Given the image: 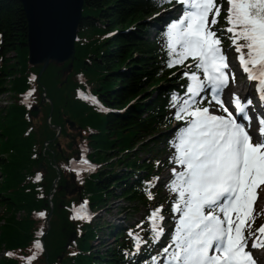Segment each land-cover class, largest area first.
Returning a JSON list of instances; mask_svg holds the SVG:
<instances>
[{"label": "trees", "instance_id": "trees-1", "mask_svg": "<svg viewBox=\"0 0 264 264\" xmlns=\"http://www.w3.org/2000/svg\"><path fill=\"white\" fill-rule=\"evenodd\" d=\"M84 2L72 69L51 64L38 80L42 66L29 63L22 5L0 0V98L13 96L12 103L0 104V253L8 252L0 264H153L159 241L152 213L165 203L170 216L176 213L178 194L160 182L164 165L171 164V123L184 124L175 118L179 105L172 97L187 99L189 79L182 74L192 62L169 67L167 31L149 37L146 20L168 2ZM27 97L40 108L37 119L29 117ZM82 144L98 164L92 174L75 169ZM82 198L96 210L123 199L130 216H141L137 224L111 227L103 219L76 221L72 209ZM159 224L163 229V220ZM105 227L115 245L94 252Z\"/></svg>", "mask_w": 264, "mask_h": 264}, {"label": "snow or ice", "instance_id": "snow-or-ice-1", "mask_svg": "<svg viewBox=\"0 0 264 264\" xmlns=\"http://www.w3.org/2000/svg\"><path fill=\"white\" fill-rule=\"evenodd\" d=\"M177 2L185 10L167 30L172 57L168 66L182 65L191 58L203 79L196 71L183 73L191 81L186 86L188 98L172 97L173 103L179 105L175 118L186 126L179 128L170 142L176 150L174 162L182 169L172 170L175 178L168 185L178 194L174 210L179 218L172 243L162 251L168 256L167 264H256L261 257L254 258L251 249L264 247V225L257 229L260 235L249 247V238L255 235L249 222H254L257 190L264 185V120L260 121L259 132L251 133L250 125L246 128L238 123L224 107L220 95L229 82V63L213 27L226 4V31L232 33L243 71L249 80L258 81V91L264 99V0ZM206 89L211 90L212 99L227 116L212 114L196 99ZM81 99L99 104L94 97L81 94ZM247 103L251 104V100ZM235 107L245 114L239 97ZM85 208L86 204L82 205L74 218H86ZM162 220L159 211L152 213L153 238L157 242L164 234L159 224ZM135 239L139 250L140 238ZM36 247L41 245L37 243ZM153 264H158L157 258H153Z\"/></svg>", "mask_w": 264, "mask_h": 264}, {"label": "water", "instance_id": "water-1", "mask_svg": "<svg viewBox=\"0 0 264 264\" xmlns=\"http://www.w3.org/2000/svg\"><path fill=\"white\" fill-rule=\"evenodd\" d=\"M27 21V47L29 63L42 66L39 79L51 64L73 67L76 40L83 18L84 0H18ZM32 104V102H31ZM39 109L34 106L30 117L37 118ZM71 128L75 126L68 121ZM59 134L61 127H58ZM52 214V212H51ZM75 233L71 238H75Z\"/></svg>", "mask_w": 264, "mask_h": 264}, {"label": "rangeland", "instance_id": "rangeland-1", "mask_svg": "<svg viewBox=\"0 0 264 264\" xmlns=\"http://www.w3.org/2000/svg\"><path fill=\"white\" fill-rule=\"evenodd\" d=\"M179 5L182 6V4L179 3ZM179 9H173V10H168L166 7H163L159 9L153 16L148 17V20L151 23V28H150V34L149 37L154 38L157 34V31L160 30V28L164 25L165 21L164 19L169 18L172 14H175L178 12ZM211 23V22H210ZM226 27V26H225ZM218 36H223L222 39H225L226 42L223 43V48L224 52H226L227 56L231 59L234 58V54H236V57H239V53L236 52L235 47L232 45V42L230 39H228V33L226 31V28L224 29H218L216 30ZM247 51V50H246ZM12 57V55H11ZM233 61L229 63V79L231 78V73L230 70L233 68ZM13 101V96L10 94H5L2 95L0 98V104L6 105L7 103H12ZM39 109V115H40V108ZM211 111V110H210ZM222 111V110H218ZM38 115V117H39ZM37 117V118H38ZM33 118V119H37ZM91 150V148H90ZM89 150V152H90ZM92 152V150H91ZM166 167V166H164ZM119 169L121 167H118ZM173 169H176L177 171L182 170L181 168H178L175 164H172L170 167L164 168V174H163V181L166 182L168 180L169 175L173 173ZM74 195L76 194V189L72 192ZM109 205L101 210H97L98 213H95V216L92 217V219L96 222L101 219L108 224L107 226L111 227L114 225L121 226L124 225L125 223L128 224H135L136 221H138V218H140L141 213L136 214L135 216H130V210L129 204L125 200H120V199H112L109 203ZM1 212V209H0ZM254 216V222L250 221L249 223L251 224V230L256 229L254 228L257 226L259 228L260 226L264 225V187L262 188V191L259 193V199L256 205V209L253 213ZM129 217V218H128ZM106 228L99 231V239H97L95 242H93L92 247L94 252H100L104 253V251L112 246L115 245L114 237L110 235L109 233V228ZM247 233V232H246ZM258 233V232H255ZM254 238V239H253ZM256 239V236L250 237L251 243ZM167 244V243H166ZM5 255V250L0 253V257Z\"/></svg>", "mask_w": 264, "mask_h": 264}, {"label": "bare ground", "instance_id": "bare-ground-1", "mask_svg": "<svg viewBox=\"0 0 264 264\" xmlns=\"http://www.w3.org/2000/svg\"><path fill=\"white\" fill-rule=\"evenodd\" d=\"M232 91H233V89H232Z\"/></svg>", "mask_w": 264, "mask_h": 264}]
</instances>
